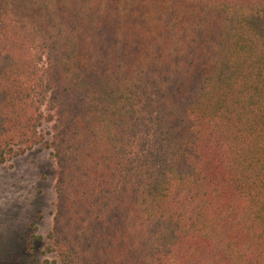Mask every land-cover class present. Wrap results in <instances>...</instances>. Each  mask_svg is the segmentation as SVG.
Masks as SVG:
<instances>
[{
    "label": "trees",
    "instance_id": "1",
    "mask_svg": "<svg viewBox=\"0 0 264 264\" xmlns=\"http://www.w3.org/2000/svg\"><path fill=\"white\" fill-rule=\"evenodd\" d=\"M45 141L61 264H264V0H0V163Z\"/></svg>",
    "mask_w": 264,
    "mask_h": 264
},
{
    "label": "rangeland",
    "instance_id": "2",
    "mask_svg": "<svg viewBox=\"0 0 264 264\" xmlns=\"http://www.w3.org/2000/svg\"><path fill=\"white\" fill-rule=\"evenodd\" d=\"M46 140L51 127L45 124ZM58 167L47 142L0 163V264H61L47 251Z\"/></svg>",
    "mask_w": 264,
    "mask_h": 264
}]
</instances>
